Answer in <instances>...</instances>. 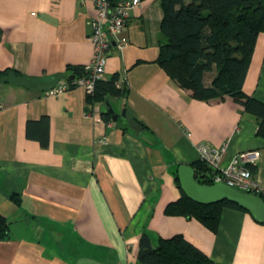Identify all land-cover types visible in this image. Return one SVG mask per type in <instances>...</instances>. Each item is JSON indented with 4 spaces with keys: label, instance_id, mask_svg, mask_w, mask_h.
<instances>
[{
    "label": "crops",
    "instance_id": "0c3cea01",
    "mask_svg": "<svg viewBox=\"0 0 264 264\" xmlns=\"http://www.w3.org/2000/svg\"><path fill=\"white\" fill-rule=\"evenodd\" d=\"M96 15L94 0H0V70L17 71L0 82V212L11 226L0 264H142L144 232L154 246L183 234L216 262L264 264V223L249 212L224 207L216 231L165 213L181 196L178 166L199 159V143L226 146L225 161L257 150L264 193V138L232 96L198 99L156 62L160 0L131 8L129 44L110 50L104 78L119 73L128 86L108 98L116 121L103 119L101 104H87L83 86L49 93L67 81L69 66L91 63ZM244 90L264 102V32ZM42 115L51 120L47 147L26 134Z\"/></svg>",
    "mask_w": 264,
    "mask_h": 264
},
{
    "label": "trees",
    "instance_id": "16d2710c",
    "mask_svg": "<svg viewBox=\"0 0 264 264\" xmlns=\"http://www.w3.org/2000/svg\"><path fill=\"white\" fill-rule=\"evenodd\" d=\"M163 18L160 23V54L156 62L181 87L190 89L198 99L209 100L232 96L246 111L259 121L257 134L264 138V102L246 93L244 83L258 36L264 32V0H160ZM2 30L0 29V39ZM67 83L75 87L74 80L91 72L84 65L68 67ZM17 71L13 68L0 70V82ZM208 72H215L211 83H205ZM74 75V79L69 77ZM128 92L126 82L120 81L119 73L111 78H100L95 90L87 94V104H104L109 96H124ZM109 113H102L110 121ZM50 117L42 115L29 120L26 134L39 141L41 146L50 143ZM196 178L201 183L209 180L212 169L202 160L194 162ZM256 172V164L250 165ZM177 185L181 196L169 202L165 208L168 215L195 218L212 231H216L224 207L248 212L240 205L223 200L202 204L190 199ZM264 198L263 191L258 193ZM10 223L0 212V241L9 236ZM138 260L142 264H226L212 260L183 234L160 237L156 246L150 235L144 232L139 240Z\"/></svg>",
    "mask_w": 264,
    "mask_h": 264
},
{
    "label": "built area",
    "instance_id": "2783aa9c",
    "mask_svg": "<svg viewBox=\"0 0 264 264\" xmlns=\"http://www.w3.org/2000/svg\"><path fill=\"white\" fill-rule=\"evenodd\" d=\"M97 15L90 19L91 31L89 38L94 47V56L86 66L91 70L88 76L74 80L76 86H83L87 94L95 90V82L104 77L110 50L116 47L122 50L129 44L124 36L130 10L144 0H94ZM35 14V12H33ZM69 89L67 81L52 88L50 94H59ZM199 159L212 169L209 180L212 183H224L244 192L260 193L261 186L256 180L255 172L250 165L256 164L259 152L245 150L236 153L225 161L227 147L215 148L206 143L197 145Z\"/></svg>",
    "mask_w": 264,
    "mask_h": 264
},
{
    "label": "water",
    "instance_id": "95a60500",
    "mask_svg": "<svg viewBox=\"0 0 264 264\" xmlns=\"http://www.w3.org/2000/svg\"><path fill=\"white\" fill-rule=\"evenodd\" d=\"M74 75L69 78L74 79ZM101 113H109L114 121L118 114L113 106L106 100L100 106ZM125 114V110H123ZM180 187L192 200L202 204H213L228 200L236 203L247 210L253 218L264 223V198L253 192H244L224 183L206 184L196 178V170L191 164H180L177 169Z\"/></svg>",
    "mask_w": 264,
    "mask_h": 264
}]
</instances>
